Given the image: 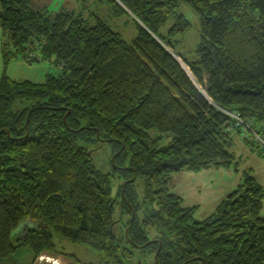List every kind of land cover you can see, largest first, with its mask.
<instances>
[{"label":"trees","instance_id":"obj_1","mask_svg":"<svg viewBox=\"0 0 264 264\" xmlns=\"http://www.w3.org/2000/svg\"><path fill=\"white\" fill-rule=\"evenodd\" d=\"M97 1L135 19L131 44L102 20L0 0L6 61L60 68L43 84L0 80V264L59 242L98 264H134L137 252L154 264H264L254 177L203 221L170 191L176 173L231 165L237 135H264V0ZM182 2L202 24L195 62L180 49L192 28ZM100 142L124 178L116 195L88 148Z\"/></svg>","mask_w":264,"mask_h":264},{"label":"rangeland","instance_id":"obj_2","mask_svg":"<svg viewBox=\"0 0 264 264\" xmlns=\"http://www.w3.org/2000/svg\"><path fill=\"white\" fill-rule=\"evenodd\" d=\"M26 1L35 11L48 12L50 15H55L62 11H69L75 12L78 15H84V18L91 19L92 23L102 20L116 33L120 34L129 44L138 36L137 24L133 17L129 15L115 16L111 6L101 5L97 0ZM178 11L192 25L187 35L178 38L181 42L180 49L189 61L195 62L199 59L198 48L202 39L201 20L195 11L184 2L180 4ZM173 25L174 20L171 19L167 27L164 28V32H167ZM6 43L7 40L4 37L3 31L0 29V80L6 75L8 78L18 82L30 81L36 84H43L47 81L49 75H57L59 73L60 68L53 61L49 60L29 64L19 56L15 58L10 57L11 59L7 62L5 57ZM9 51H13L10 46ZM180 61L184 64L182 59ZM189 75L192 77L191 72ZM256 139L253 138V144L247 145L243 137L237 135L234 146L230 149V152L234 155V161L229 166L212 165L199 172L182 171L174 174L170 185L171 193L183 199L184 208L196 207V218L203 221L216 211L224 199L238 189L239 185L244 182L246 175L254 177L264 189V144L259 139ZM262 139L264 140V135ZM88 148L92 151V158L96 168L104 174L114 175L112 181L116 195V190L124 183V178L114 168L113 148L110 144L101 142L90 144ZM137 189L142 197L144 195L143 189L141 187ZM262 215L264 216V207ZM123 233L124 231L122 230L117 231L119 237ZM57 247L62 248L69 255L82 258L85 260L84 263L88 259L94 262L98 261L84 247L74 246L68 242H59L57 243ZM135 254L136 256H134L132 263L154 264L153 255L143 256L138 252ZM25 260L27 263H30L33 260V256H27Z\"/></svg>","mask_w":264,"mask_h":264},{"label":"flooded vegetation","instance_id":"obj_3","mask_svg":"<svg viewBox=\"0 0 264 264\" xmlns=\"http://www.w3.org/2000/svg\"><path fill=\"white\" fill-rule=\"evenodd\" d=\"M49 253L50 255H55V254H59V255H65V256H50V257H54L55 258V261L57 263L55 264H98L97 261L94 262L90 259H86L87 262L84 263L85 260H83L82 258L78 257V256H73V255H69L68 253L64 252V250L62 248H56V250L54 251H50V252H47ZM37 257H33V260H31L30 263H27L25 258H23L22 260H19V261H16V260H10L8 261L7 263L5 264H35Z\"/></svg>","mask_w":264,"mask_h":264},{"label":"water","instance_id":"obj_4","mask_svg":"<svg viewBox=\"0 0 264 264\" xmlns=\"http://www.w3.org/2000/svg\"><path fill=\"white\" fill-rule=\"evenodd\" d=\"M170 52L173 54V52L171 50H170ZM173 55H174L175 58H177V60L179 62H181L179 57H177L175 54H173ZM50 256H64V255H59V254L50 255L49 253L44 252L41 255H39V257L37 258L35 264H55V263H57L55 261V258L54 257H50Z\"/></svg>","mask_w":264,"mask_h":264},{"label":"built area","instance_id":"obj_5","mask_svg":"<svg viewBox=\"0 0 264 264\" xmlns=\"http://www.w3.org/2000/svg\"><path fill=\"white\" fill-rule=\"evenodd\" d=\"M233 117L239 122V123H243V121L241 120V118L239 117V115H233ZM253 135L259 139L263 144H264V140L262 138H260L259 135H257L256 133H253Z\"/></svg>","mask_w":264,"mask_h":264},{"label":"bare ground","instance_id":"obj_6","mask_svg":"<svg viewBox=\"0 0 264 264\" xmlns=\"http://www.w3.org/2000/svg\"><path fill=\"white\" fill-rule=\"evenodd\" d=\"M183 65V64H182ZM184 66V65H183ZM185 69H186V67H185ZM187 71V70H186ZM188 72V71H187Z\"/></svg>","mask_w":264,"mask_h":264},{"label":"crops","instance_id":"obj_7","mask_svg":"<svg viewBox=\"0 0 264 264\" xmlns=\"http://www.w3.org/2000/svg\"><path fill=\"white\" fill-rule=\"evenodd\" d=\"M236 138V137H235Z\"/></svg>","mask_w":264,"mask_h":264}]
</instances>
